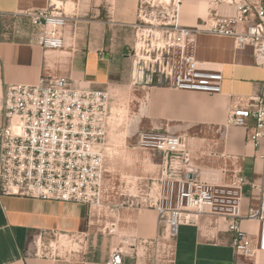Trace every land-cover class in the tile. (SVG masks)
Returning a JSON list of instances; mask_svg holds the SVG:
<instances>
[{"label":"built area","instance_id":"obj_1","mask_svg":"<svg viewBox=\"0 0 264 264\" xmlns=\"http://www.w3.org/2000/svg\"><path fill=\"white\" fill-rule=\"evenodd\" d=\"M210 2L216 6L208 10L205 28L180 27L177 10L175 24L165 32V52L153 68L154 82L183 92H222L223 74L194 56V38L199 33L231 38L238 49L252 48L255 65L264 68V0ZM220 2L233 7L235 15L221 14ZM24 17L37 32L38 46L44 50L64 47L68 17L56 6L50 4ZM117 102L114 90H92L68 77L44 74L36 85L0 84V194L84 204L107 214L117 211L119 205L103 200L110 118ZM225 125L244 129L248 143L264 147V94L231 107ZM143 142L164 155L161 203L150 206L157 214V233L153 239L130 244L129 249H114L107 264H126L127 258L135 264L140 259L142 264L171 263L180 227L195 224L203 216L226 223L227 232L234 235L236 256L256 258L264 253L263 189L259 207L243 212L241 194L248 182L240 170L228 171L229 187L209 184L184 171L188 153L181 137L150 133ZM243 220L258 222V233L243 231ZM50 236L57 235L32 236L35 256H44L38 243Z\"/></svg>","mask_w":264,"mask_h":264},{"label":"crops","instance_id":"obj_2","mask_svg":"<svg viewBox=\"0 0 264 264\" xmlns=\"http://www.w3.org/2000/svg\"><path fill=\"white\" fill-rule=\"evenodd\" d=\"M49 1L0 0V18H17L20 21L15 24L9 38L0 36V84L3 87L36 85L46 74L68 77L92 90H114L119 96L116 88L121 86L112 82L125 73L127 56L122 47L118 56L113 57L114 32L115 27L132 25L138 0L76 1L65 29L64 47L44 50L36 44L37 32L24 15L47 8ZM221 11L226 16L235 15L234 8ZM199 21L198 26L204 28L205 18ZM193 53L204 66L223 74L222 92L209 95L177 91L161 85L142 86L145 90L140 96L142 120L152 125L159 123L162 128L166 125L167 130L181 127L190 135L196 129L212 130V136L186 140L188 154L184 171L209 184L229 187V172L240 170L248 182L241 194V209L243 212L257 209L264 190V160L261 158L264 147L248 143L244 129L226 127L225 124L228 110L240 100L245 102L252 96L264 94V68L255 65L252 48L238 49L231 38L199 33L194 38ZM172 123L174 125L171 126ZM2 124L0 109V127ZM254 125L255 121L251 120L250 126ZM93 212L84 204L0 194V264H63L56 258L35 256L32 236L46 233L71 240L70 236L91 238ZM149 212H152L148 214L151 215L152 228L149 230L142 224L143 227L135 230V234L123 237L124 245H136V242L156 236V212ZM145 213L141 211L137 216ZM144 220L142 218L141 223ZM240 226L249 234L259 231L258 222L243 220ZM233 240L234 235L227 232L225 222L212 216L200 217L195 224L180 227L169 264H264V253L256 258L236 256ZM39 243L38 248L42 250ZM83 243L82 239L77 243L78 249L69 250L81 253ZM114 249L117 248L100 246L95 237L88 252H83L80 264H107ZM126 264H135V261L127 258ZM139 264H142L141 259Z\"/></svg>","mask_w":264,"mask_h":264},{"label":"rangeland","instance_id":"obj_3","mask_svg":"<svg viewBox=\"0 0 264 264\" xmlns=\"http://www.w3.org/2000/svg\"><path fill=\"white\" fill-rule=\"evenodd\" d=\"M55 1H61L65 5H56V7L69 18L75 9V2L78 0ZM70 1L73 2V6L67 5V2ZM54 3V0H50L47 8ZM208 3L210 0H182L178 8V4L174 2L167 4L158 0L156 2L138 0V8L135 10L132 25L115 27L113 57L116 58L118 52L124 47L127 63L124 65L125 73L116 77L115 82H112L121 88H116L119 94L118 102L113 107L110 120L111 133L107 147L103 200L106 204L112 203L119 207L114 213L108 214L105 211L94 210L91 238L90 236L78 238L69 235L75 243L84 240L81 253L59 249L60 235H57L42 238L41 255L56 258L63 264H80L82 254L88 252L92 246L93 238H97L100 246L126 248L129 245H124V236H132L135 234V230L143 227L142 224L149 230L152 228L151 215L148 214H152L149 212L150 210L155 211L150 208L152 204L161 203L164 188L161 178L165 162L163 154L154 153L143 142V136L153 133L181 137L185 141L188 153L186 140L190 137H209L213 135V131L196 129L192 130L190 135L187 130L181 127L167 130L166 125L163 126V129L159 123L152 125L142 120L140 96L142 91L145 92L142 86L160 85L154 82L156 75L153 74V68L159 64V59L165 52V32L175 24L173 16H176L177 10L180 14V27L198 26L202 12H205ZM223 8L233 7L220 2L217 9L221 14H224L221 11ZM206 17L203 16L205 20ZM19 22L17 18H0V36H4L2 39L9 38L15 24L17 25ZM24 27L27 28V26ZM198 27L200 28V26ZM140 54L143 56L142 59ZM125 74L127 77L123 78ZM131 84L137 85L128 86ZM161 86L163 85L161 84ZM140 211H146V213L139 217L137 215ZM142 218L145 219L144 223H141ZM154 218L153 220H155Z\"/></svg>","mask_w":264,"mask_h":264},{"label":"bare ground","instance_id":"obj_4","mask_svg":"<svg viewBox=\"0 0 264 264\" xmlns=\"http://www.w3.org/2000/svg\"><path fill=\"white\" fill-rule=\"evenodd\" d=\"M153 2H156L157 0H152ZM158 1H162V2H165V3H167V4H169V3H175V4H179V3H181L180 1L181 0H158ZM225 1H228V0H225ZM54 4L53 5H58V6H63V4L60 2V1H55L54 0ZM68 5L69 6H73L74 4H73V2H68ZM216 6V4L215 3H212V2H210V3H208L207 5H206V8H205V12L203 13L202 12V17L201 18H203V16H207L208 15V10L209 9H211V8H213V7H215ZM206 21H207V17H206ZM140 56V58L142 59L143 58V56L140 54L139 55ZM140 58H139V60H140ZM112 114H113V112H112ZM111 118H112V116H111ZM111 118H110V120H111ZM40 247H41V249H42V241H40ZM59 246V249H61V250H65V249H78V247H77V243H75L74 241H72L71 239H68V238H66V237H63V236H61V237H59V244H58ZM57 246V245H56Z\"/></svg>","mask_w":264,"mask_h":264}]
</instances>
